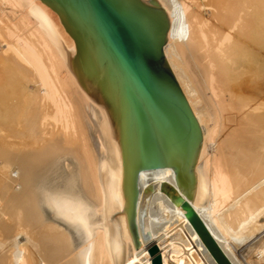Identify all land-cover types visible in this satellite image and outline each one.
I'll list each match as a JSON object with an SVG mask.
<instances>
[{"label": "bare ground", "instance_id": "bare-ground-1", "mask_svg": "<svg viewBox=\"0 0 264 264\" xmlns=\"http://www.w3.org/2000/svg\"><path fill=\"white\" fill-rule=\"evenodd\" d=\"M158 1L166 61L201 127L192 203L233 264H264V0ZM74 51L45 2L0 0V264H152L151 244L161 264H219L168 166L139 174L135 245L119 146ZM46 207L88 236L75 241Z\"/></svg>", "mask_w": 264, "mask_h": 264}, {"label": "water", "instance_id": "water-1", "mask_svg": "<svg viewBox=\"0 0 264 264\" xmlns=\"http://www.w3.org/2000/svg\"><path fill=\"white\" fill-rule=\"evenodd\" d=\"M42 1L57 12L74 40L70 69L109 115L121 153L122 187L135 245L140 242L139 174L168 166L187 218L217 262L233 264L192 203L201 127L166 61V9L158 0ZM149 251L152 264H161L157 245L151 244Z\"/></svg>", "mask_w": 264, "mask_h": 264}, {"label": "rangeland", "instance_id": "rangeland-1", "mask_svg": "<svg viewBox=\"0 0 264 264\" xmlns=\"http://www.w3.org/2000/svg\"><path fill=\"white\" fill-rule=\"evenodd\" d=\"M263 82H264V80L261 81V83H263ZM97 108H99L98 105H97ZM94 111H93L94 115L96 117H98V114H99L97 112L98 110L94 109ZM96 120H97V118H96ZM105 135H106L105 140H106L107 145L109 146V148L113 149L114 144H113L112 137H111L110 133H106ZM76 170H77V167H76L75 163L73 161H71V159H69V158L60 159L59 172L61 174V178H64L65 180H66V178L74 179V173H76ZM64 179H60V180H64ZM91 213H92V209H89V214H91ZM46 215L50 219L55 220L56 222L61 224L64 228H66L69 231V233L72 235V237L75 239V241H79V240H81V238L84 239L88 236L87 233H84L80 228H78L77 224L66 222V221L62 220L60 217H58L56 215L55 211H53L49 207L48 208L46 207Z\"/></svg>", "mask_w": 264, "mask_h": 264}]
</instances>
